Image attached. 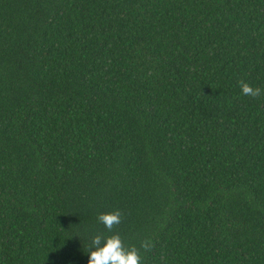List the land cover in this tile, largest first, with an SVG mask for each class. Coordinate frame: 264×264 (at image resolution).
<instances>
[{
  "label": "trees",
  "instance_id": "1",
  "mask_svg": "<svg viewBox=\"0 0 264 264\" xmlns=\"http://www.w3.org/2000/svg\"><path fill=\"white\" fill-rule=\"evenodd\" d=\"M0 264H264V0H0Z\"/></svg>",
  "mask_w": 264,
  "mask_h": 264
}]
</instances>
